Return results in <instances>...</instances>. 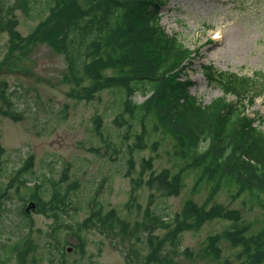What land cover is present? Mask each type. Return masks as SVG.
<instances>
[{"label":"rangeland","instance_id":"1","mask_svg":"<svg viewBox=\"0 0 264 264\" xmlns=\"http://www.w3.org/2000/svg\"><path fill=\"white\" fill-rule=\"evenodd\" d=\"M161 3L156 26L175 36L190 52L181 77L192 84L189 93L203 106L219 100L222 94L207 84L202 66L245 77L264 76V0H162ZM14 14L16 31L21 37L28 36L41 20L29 19L20 10ZM9 46L7 34L0 33V96L9 98L10 111L19 116V120L13 121L0 115L3 151L0 188H9L0 211V264H125L128 257L132 264H161L145 260L149 253L146 233H137L140 239L137 241L123 239L118 227L111 237L99 225H82L90 217L87 204L91 201L103 210L113 209L131 226L142 221L148 204L150 192L142 188L136 194L140 212L125 207L131 188L129 178L124 177L127 153L136 142L140 122L123 113L119 89L105 90L90 101L77 99L74 95H80L81 87L87 83L74 82L62 55L42 43L30 45L23 53L10 54ZM113 73L106 71L105 75ZM224 98L234 103L233 97ZM144 99L139 92L132 101L139 105ZM1 102L4 100L0 97V108L5 110ZM245 115L255 119L254 126L264 131L262 97L246 109ZM151 126L153 122H145L146 131ZM143 144L145 149L133 152V177L142 160H153L154 174L164 170L175 173L180 168L181 163L173 158L170 138L157 133L146 136ZM27 160L31 163L30 172L17 179L26 180L23 185L15 177ZM195 179L196 172H188L176 197H162L153 192L151 207L168 225L172 226L173 215L188 200L199 206L205 203L209 186L194 192ZM55 189L66 195L67 207L55 211L56 217L50 212L38 214L37 200L48 201ZM232 194L223 189L215 201L238 210L242 221L253 224L252 229L261 228L264 208L250 204L245 196L233 200ZM23 211L26 218L21 214ZM227 226L226 222L216 220L198 230L184 231L177 239V247L163 248L162 264H238L237 249L226 242L218 244L221 251L218 258L206 249L207 238ZM153 235L160 238L164 231H154ZM21 238L27 240V255L18 260L13 252L10 260H6L5 248ZM130 239L135 242L130 244ZM48 258L51 261H46Z\"/></svg>","mask_w":264,"mask_h":264},{"label":"trees","instance_id":"2","mask_svg":"<svg viewBox=\"0 0 264 264\" xmlns=\"http://www.w3.org/2000/svg\"><path fill=\"white\" fill-rule=\"evenodd\" d=\"M161 2L0 0V33L8 36L10 54L23 53L30 45L42 43L62 55L74 82L87 83L81 87L80 95H74L77 99L90 101L105 90L119 89L123 113L128 114L130 120L140 122L136 142L128 148L129 152L146 148L143 144L146 121L153 122V126H158L157 133L172 140V155L181 163L180 168L175 173L164 170L154 174L153 160H142L139 175L145 185L135 180L130 183L128 203L138 212L140 206L136 204V194L142 188L150 192L147 208L152 203L151 192L162 197L179 195L183 178L188 172H196L194 192L201 189L202 182H210L203 205L199 207L187 201L180 212L173 215L171 240L176 239V246L181 233L198 230L206 222L220 219L235 223L241 221L239 212H222L219 207L207 205L208 197H216L223 189L233 192V200L248 194L250 204L264 208L258 202V194L264 193V131L254 126V120L245 115V109L252 106L255 99L264 97V76L242 77L203 67L201 71L209 86L219 89L223 96L232 95L236 99L233 105L220 98L203 106L189 94L191 83L181 79V71L190 52L175 36L167 35L156 26ZM17 10L29 19L41 18L26 37H21L16 31L14 13ZM106 71L117 73L118 80L104 77ZM139 92L146 99L136 105L131 99ZM0 97L5 106V110L0 108V115L13 121L19 120L18 114L10 111L12 104L9 98L5 95ZM96 123L98 127V118ZM204 141L207 149L198 154L197 148ZM213 163L217 164L215 169L209 167ZM30 167V160L25 161L15 181L19 175L30 172ZM146 172H149L148 176ZM212 175L211 180L206 179ZM25 183L26 180L20 181V184ZM8 189L0 188V211L2 203L8 198ZM65 201L66 195L55 189L49 202L37 200L36 212L42 215L50 212L56 217L55 211H64L67 207ZM21 214L26 218L24 211ZM155 216L146 215L143 211L142 221L131 226L114 211L103 218L94 213L82 225H99L106 235L113 234V229L118 227L122 237L126 238L132 232L146 233L150 252L145 260L158 263V259H164L161 251L168 237L153 235ZM162 218L158 216L160 222L168 225ZM222 240L238 247L235 257L243 259V264H264V225L250 231L246 226L234 227L231 231L209 237L206 249L215 258L221 254L218 244ZM19 245L21 250L17 249ZM5 249L6 260H10L13 252H16L18 260H23L28 250L27 240H20ZM125 264H132V260L125 258Z\"/></svg>","mask_w":264,"mask_h":264},{"label":"bare ground","instance_id":"3","mask_svg":"<svg viewBox=\"0 0 264 264\" xmlns=\"http://www.w3.org/2000/svg\"><path fill=\"white\" fill-rule=\"evenodd\" d=\"M104 77H109V78H111V79H114V80H118V74L117 73H113V75L112 76H106L105 74H104ZM180 76H178L177 77V79L179 78ZM181 79H182V81H184V79L181 77ZM180 79V80H181ZM192 87V84L190 85V88ZM190 88H189V91H190ZM143 96V95H142ZM144 97V96H143ZM145 99H146V97H144ZM133 99V98H132ZM132 99H131V102H133L132 101ZM144 99V100H145ZM143 100V101H144ZM157 130H158V126H151L149 129H147V131H146V134H145V137L146 136H151V135H156L157 134ZM145 146V145H144ZM207 149V143L204 141V142H201L200 144H199V146H198V148H197V153L199 154V153H203L205 150ZM135 151H141V150H135V149H132L130 152H129V149H128V153H127V159H126V173L124 174V177H129V185L131 186V181L132 180H135V181H140L141 182V184H143V185H145V183L142 181V176H140L139 175V173H140V170L138 171V173H137V175L135 176V177H133V175H134V173H135V163H134V158H133V152H135ZM3 151H2V149H1V147H0V154L2 153ZM243 160V159H242ZM209 167L210 168H212V169H215L216 167H217V164H209ZM212 177H213V175L212 176H207V180H211L212 179ZM20 178V177H19ZM18 178V179H19ZM146 178H143V180H145ZM20 181L21 180H17V182L18 183H20ZM203 183V185H202V187L203 186H210V182H207V181H205V182H202ZM201 187V188H202ZM209 189V188H208ZM151 194H153V192L151 193ZM207 194H208V191H207ZM219 194V193H218ZM217 194V195H218ZM216 195V196H217ZM243 196H245V197H247L248 196V194H244ZM215 199H216V197L215 196H213V197H208V206L209 207H211V206H216V207H219L221 210H222V212H228V211H236V212H239L238 210H235V209H229V208H226V207H224L222 204H219V203H217L216 201H215ZM206 200V199H205ZM263 200H264V193H259L258 194V202H260V204L262 205V206H264L263 205ZM50 201V199L48 200V201H46V202H44V203H47V202H49ZM188 201H190V200H188ZM192 202V201H191ZM258 204V203H257ZM87 205H89V207H90V215H92V214H94V213H97V215L99 216V217H105L106 215H108L110 212H113L114 210L113 209H109V210H103L102 208H100V207H98V206H96V203L94 202V201H91V202H89ZM151 205H152V203L151 204H149V207H147V208H145L143 211L146 213V215H154L155 213H154V210L152 209V207H151ZM125 207H126V209L128 210V211H131V209H133L134 207L133 206H131L128 202L125 204ZM200 207V206H199ZM206 208V207H205ZM135 209V208H134ZM135 212L137 211L136 209L134 210ZM138 212V211H137ZM139 213V212H138ZM240 213V212H239ZM25 215L27 216V213H25ZM89 215V216H90ZM240 216H241V214H239ZM221 220V219H220ZM154 221H155V229H154V231H157V230H161V231H164V235L162 236V237H160V238H163V237H168V240L165 242L166 244H165V246H175V243H176V239H174V238H172V240H171V234H172V230H173V226H170V225H167V224H164V223H162V222H160L159 220H158V216H155L154 217ZM164 221V220H163ZM212 221H216V220H212ZM212 221H209V222H212ZM221 221H224V222H226L227 223V228L226 229H224L223 231H221L220 233H218V234H213V235H210L209 237H212V236H218V235H221L223 232H225V231H231L234 227H242V226H246V227H248V229H249V231H250V229L253 227V224L252 223H250V222H245V221H237V223H235V222H232V221H228V220H221ZM206 223H208V222H206ZM203 226V225H202ZM115 233V232H114ZM113 233V234H114ZM121 234H120V236L122 235V232H120ZM124 233V232H123ZM137 233H139V231L138 232H132L130 235H128L127 237L128 238H134L135 240H137V241H139L140 239L138 238V236L136 235ZM113 234H109V236H113ZM110 237V238H111ZM208 237V238H209ZM123 239H124V237H122ZM208 238H207V240H208ZM20 240H24L23 238H21ZM20 240H18V241H16V244L18 243V242H20ZM223 242H226V241H224V240H222ZM131 242H135L134 240H131L130 239V244H131ZM147 243V242H146ZM228 244V243H227ZM148 245V244H147ZM229 245V244H228ZM178 246V243L176 244V246L175 247H177ZM230 246V248H232V249H237V252H238V247H233L232 245H229ZM17 249H19V250H21V245H19L18 247H17ZM28 249H29V246H28ZM148 249H149V252H150V247H149V245H148ZM35 250H36V248L35 247H33L32 248V253H34L35 252ZM28 251V250H27ZM221 252V251H220ZM236 252V253H237ZM236 253H235V255H236ZM210 254V253H209ZM27 255V252H26V254H25V256ZM42 254L41 253H39V256H41ZM212 255V254H211ZM213 256V255H212ZM236 258V257H235ZM158 259V258H157ZM236 260L238 261V264H243V262H244V260L243 259H237L236 258ZM46 261H51L49 258L46 260ZM158 261V263H161L162 264V261L160 260V259H158L157 260Z\"/></svg>","mask_w":264,"mask_h":264},{"label":"water","instance_id":"4","mask_svg":"<svg viewBox=\"0 0 264 264\" xmlns=\"http://www.w3.org/2000/svg\"><path fill=\"white\" fill-rule=\"evenodd\" d=\"M27 210V209H26Z\"/></svg>","mask_w":264,"mask_h":264}]
</instances>
